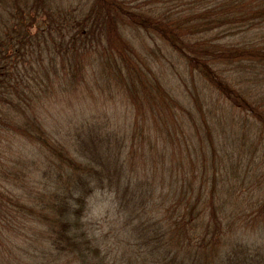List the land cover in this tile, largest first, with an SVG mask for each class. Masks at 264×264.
Segmentation results:
<instances>
[{
	"label": "trees",
	"instance_id": "trees-1",
	"mask_svg": "<svg viewBox=\"0 0 264 264\" xmlns=\"http://www.w3.org/2000/svg\"><path fill=\"white\" fill-rule=\"evenodd\" d=\"M0 264H264V0H0Z\"/></svg>",
	"mask_w": 264,
	"mask_h": 264
},
{
	"label": "rangeland",
	"instance_id": "rangeland-1",
	"mask_svg": "<svg viewBox=\"0 0 264 264\" xmlns=\"http://www.w3.org/2000/svg\"><path fill=\"white\" fill-rule=\"evenodd\" d=\"M104 102L102 97H94L92 104H89L88 107L91 111H94V113H98L101 111H117V114H122V110H124V107H114V104H107ZM114 105V106H113ZM69 105H65L63 102L58 103L55 106L50 107L49 109L52 110V113L54 114L52 121H61V122H66V111ZM115 113V112H114ZM113 114V113H112ZM123 181L125 182L127 177H121ZM110 192L107 194H98L96 198L93 199L89 211V218H95V219H103L100 221L103 225H107L110 222V218L113 220L115 218V210L114 206L111 203V198H110ZM138 191H136L135 195L137 197ZM42 238L40 239V241ZM43 248L44 245L42 244ZM45 250V248H44ZM43 252L40 253V255H43Z\"/></svg>",
	"mask_w": 264,
	"mask_h": 264
}]
</instances>
